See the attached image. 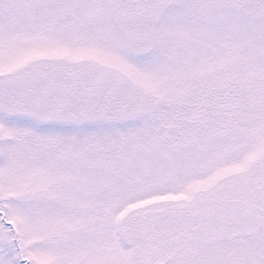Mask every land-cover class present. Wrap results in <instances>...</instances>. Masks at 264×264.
Returning <instances> with one entry per match:
<instances>
[{"label": "snow or ice", "instance_id": "1", "mask_svg": "<svg viewBox=\"0 0 264 264\" xmlns=\"http://www.w3.org/2000/svg\"><path fill=\"white\" fill-rule=\"evenodd\" d=\"M0 264H264V0H0Z\"/></svg>", "mask_w": 264, "mask_h": 264}]
</instances>
